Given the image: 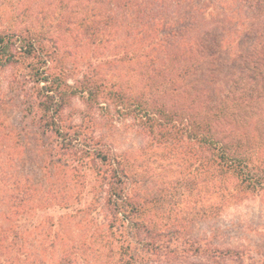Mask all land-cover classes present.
I'll list each match as a JSON object with an SVG mask.
<instances>
[{
	"label": "rangeland",
	"instance_id": "1",
	"mask_svg": "<svg viewBox=\"0 0 264 264\" xmlns=\"http://www.w3.org/2000/svg\"><path fill=\"white\" fill-rule=\"evenodd\" d=\"M79 2L0 0V29L55 37L71 77H82L86 69L95 70L103 79L119 83L131 101L147 98L144 100L151 109L156 108L157 98L168 105V110L199 119L223 103V108L227 106L225 115L213 120L221 139L246 136L256 145L264 137V78L253 77L244 69V60L237 54L240 48L235 37L239 39L241 34L235 19L217 12L215 21H205L218 24L226 31L225 37L235 39V50L216 67L205 69L209 72L206 75L191 78L182 95L173 92L168 82L159 91L146 85V63L122 48L125 34L121 30L99 44L90 43L81 31L80 20L85 13H99L103 6ZM115 2L110 1L111 5ZM172 8L177 17L186 12L185 4H173ZM248 22L260 25L264 14L252 11ZM198 34L200 31L193 33ZM12 71L0 70V234L13 224L21 226L24 251L20 259L24 264H55L64 253L76 264H118L120 241L108 225L103 198L97 199L93 178L84 168L77 172L72 166L53 165L48 160L44 138L25 116L24 92L14 82ZM74 103L78 109L68 110V115L75 113L77 117L85 106L81 99ZM98 114V135H104L129 165L134 193L148 213L158 221L177 217L187 223L181 228L180 244L173 247L181 250L188 233L191 239H206L207 245L243 250L253 257L250 261L254 264L264 262V193L241 190L231 176L218 177L217 167L208 162L211 152L196 142L173 137L159 142L140 117L129 111L121 113L114 106ZM259 149L254 158H264V145ZM18 182L33 184L35 193L25 208L15 210L11 194ZM66 202L70 206L60 208ZM193 262L205 264L191 256L187 261L151 264Z\"/></svg>",
	"mask_w": 264,
	"mask_h": 264
},
{
	"label": "trees",
	"instance_id": "2",
	"mask_svg": "<svg viewBox=\"0 0 264 264\" xmlns=\"http://www.w3.org/2000/svg\"><path fill=\"white\" fill-rule=\"evenodd\" d=\"M85 1L103 6L97 14H83L80 27L85 38L99 44L112 32L121 30L125 34L122 48L137 54L146 63L143 79L147 86H156L158 91L168 82L173 92L183 95L191 78L206 75L209 72L205 69L216 67L234 52L235 39L244 69L253 77L264 78V23L248 22L250 12L264 14V0H113L116 1L113 5L111 0ZM180 3L186 5V12H180L177 17L172 5ZM217 12L235 19L241 38L228 39L218 24L205 22L215 21ZM195 31L200 34L194 36ZM160 53L162 57L157 56ZM67 66L55 37L0 29V70H13L14 82L19 84L26 99L25 116L44 138L48 160L53 165L72 166L77 172L84 168L93 178L92 186L99 194L97 199L103 198L108 225L120 241L116 262L176 263L187 261L191 256L202 259L205 264H254L250 261L253 257L243 250L207 245L206 239H191L188 233L181 250L173 247L180 244L181 228L187 223L177 217L158 221L148 213V208L134 193L129 165L104 140V135L97 133L98 111H110L114 106L121 113H135L159 142L173 137L177 141L186 138L198 143L211 152L208 162L217 167L218 177L231 176L241 190L257 194L264 193V158L254 156L264 145V137L256 145L246 136L217 137L213 120L225 112L227 106L223 108V103L219 109L198 116L199 119L178 110L170 111L157 98L153 105L156 108L151 109L144 100L147 98L131 101L119 83L103 79L95 70L86 69L82 77H71ZM1 95L0 91V98ZM75 99H81L85 106L77 117L75 113L68 115L71 109H78ZM34 193L33 184L18 182L11 194V207L25 208ZM68 206L66 202L60 208ZM23 237L17 224L0 234V264H24L20 259L24 251ZM55 264L76 262L64 253Z\"/></svg>",
	"mask_w": 264,
	"mask_h": 264
}]
</instances>
